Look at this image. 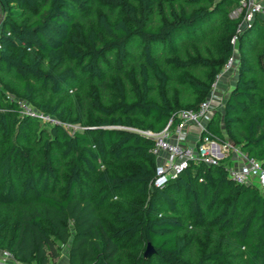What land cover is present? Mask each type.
Here are the masks:
<instances>
[{"label":"trees","instance_id":"trees-1","mask_svg":"<svg viewBox=\"0 0 264 264\" xmlns=\"http://www.w3.org/2000/svg\"><path fill=\"white\" fill-rule=\"evenodd\" d=\"M240 1L0 0L1 250L54 264L71 240L68 264H264V189L226 161L154 187L145 135L207 99L235 55ZM238 44L208 130L264 169V16Z\"/></svg>","mask_w":264,"mask_h":264},{"label":"built area","instance_id":"built-area-1","mask_svg":"<svg viewBox=\"0 0 264 264\" xmlns=\"http://www.w3.org/2000/svg\"><path fill=\"white\" fill-rule=\"evenodd\" d=\"M264 13V0H241L239 7L232 13V18H242V23L233 38L234 46L238 38L249 29L256 16ZM1 48V47H0ZM236 56L234 55L224 66L223 72L218 76L207 99L201 103L197 110L184 111L179 114V123L172 128V121L160 134L151 132L145 135L154 140L153 154L157 160L156 178L154 187L163 188L170 180L176 179L191 162L205 163L216 166L226 161L229 177L242 185L256 184L264 189V169L262 164L249 158L240 147L229 140H222L213 135L208 126L218 105L223 104V95L219 86L223 77L233 72ZM221 104V105H222ZM22 114L38 117L46 123L57 124L49 115L37 112L30 106L22 105ZM192 135L197 137L196 143H191ZM6 257H13L9 252L0 249ZM3 263L0 261V264Z\"/></svg>","mask_w":264,"mask_h":264},{"label":"rangeland","instance_id":"rangeland-1","mask_svg":"<svg viewBox=\"0 0 264 264\" xmlns=\"http://www.w3.org/2000/svg\"><path fill=\"white\" fill-rule=\"evenodd\" d=\"M263 1V0H262ZM238 6V5H237ZM262 16H264V13L262 14ZM244 33V32H243ZM235 58H236V62H235V66H234V70L232 73H230L229 75H227L226 78V84L227 85V89L223 95V104H219L218 105V111L217 113H215V115L219 116V119L222 120L223 119V113H224V105H225V101L229 96L230 91L234 88L237 79H238V75H239V66H240V55H239V44L235 45ZM222 83V82H221ZM220 89V87H219ZM214 115V117H215ZM213 117V118H214ZM222 130L224 131V124L222 122ZM78 126L75 127V129H77ZM79 129V128H78ZM59 244H61L62 247V255L60 256V258H58L57 260L52 261V263L54 264H68L69 261V249H70V243L71 240H69L67 243H61L58 242ZM142 255L145 257H148L151 255V250L148 248H143L142 249ZM0 261H2L3 263L1 264H26L14 257H6V255H4L2 252H0Z\"/></svg>","mask_w":264,"mask_h":264},{"label":"crops","instance_id":"crops-1","mask_svg":"<svg viewBox=\"0 0 264 264\" xmlns=\"http://www.w3.org/2000/svg\"><path fill=\"white\" fill-rule=\"evenodd\" d=\"M226 78H227V76L226 77H223L222 78V80H221V82H220V91H222V92H225L226 91V89H227V85H225L226 84ZM196 141H197V137H195V135H192L191 136V138H190V142L191 143H196Z\"/></svg>","mask_w":264,"mask_h":264},{"label":"water","instance_id":"water-1","mask_svg":"<svg viewBox=\"0 0 264 264\" xmlns=\"http://www.w3.org/2000/svg\"><path fill=\"white\" fill-rule=\"evenodd\" d=\"M149 249L152 250L150 246H149Z\"/></svg>","mask_w":264,"mask_h":264}]
</instances>
